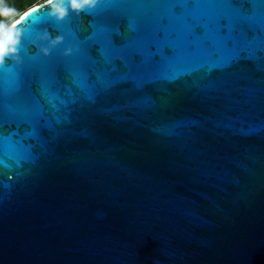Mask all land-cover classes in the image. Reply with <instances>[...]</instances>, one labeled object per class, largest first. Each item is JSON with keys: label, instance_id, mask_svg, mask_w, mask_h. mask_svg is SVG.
Masks as SVG:
<instances>
[{"label": "water", "instance_id": "1", "mask_svg": "<svg viewBox=\"0 0 264 264\" xmlns=\"http://www.w3.org/2000/svg\"><path fill=\"white\" fill-rule=\"evenodd\" d=\"M0 264H264V0H45L0 35Z\"/></svg>", "mask_w": 264, "mask_h": 264}, {"label": "trees", "instance_id": "2", "mask_svg": "<svg viewBox=\"0 0 264 264\" xmlns=\"http://www.w3.org/2000/svg\"><path fill=\"white\" fill-rule=\"evenodd\" d=\"M45 0H0V35L28 8Z\"/></svg>", "mask_w": 264, "mask_h": 264}]
</instances>
